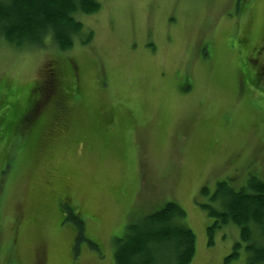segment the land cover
Masks as SVG:
<instances>
[{"label": "rangeland", "instance_id": "1", "mask_svg": "<svg viewBox=\"0 0 264 264\" xmlns=\"http://www.w3.org/2000/svg\"><path fill=\"white\" fill-rule=\"evenodd\" d=\"M99 1L69 50L0 36V264H116L128 225L167 202L190 264H247L237 225L209 246L201 205L264 181V80L243 78L264 62V0Z\"/></svg>", "mask_w": 264, "mask_h": 264}, {"label": "trees", "instance_id": "2", "mask_svg": "<svg viewBox=\"0 0 264 264\" xmlns=\"http://www.w3.org/2000/svg\"><path fill=\"white\" fill-rule=\"evenodd\" d=\"M100 9L99 0H0V36L20 49L40 48L50 38L59 50L66 51L84 30L77 17ZM86 35L84 42L92 38L91 31ZM247 75L243 76L245 80L253 78V74ZM50 78L53 86L58 85L56 74L52 73ZM55 90L61 96H52L59 111L64 99ZM202 194L207 196L208 189H203ZM211 202L212 205H201L209 217L216 219L207 228L209 246L214 245L217 229L237 225L245 242L247 264H264V181L250 176L239 190L230 185V180L221 181ZM185 217V211L178 204L167 202L142 220L130 223L125 236L116 244L115 263L190 264L196 254V236ZM241 247L237 243L229 257H238Z\"/></svg>", "mask_w": 264, "mask_h": 264}, {"label": "flooded vegetation", "instance_id": "3", "mask_svg": "<svg viewBox=\"0 0 264 264\" xmlns=\"http://www.w3.org/2000/svg\"><path fill=\"white\" fill-rule=\"evenodd\" d=\"M259 53V52H258ZM256 56H258L257 54H256ZM264 61V60H263ZM262 62H260V64H261ZM259 64V63H258ZM264 67V62H263V64H261L259 67H258V65H257V68H256V70H255V72L257 71V69H258V71L253 75V78H254V80L255 81H258V82H262L263 80H264V70L262 69ZM52 73H54L53 71L49 74V79H48V81H49V83L51 84V78H50V76H51V74ZM255 84L258 86L259 84L257 83V82H255ZM40 102V95H39V97H38V99L37 100H35V102H33L32 103V106H31V108L29 107L28 109H35L36 108V105L38 104ZM26 108H27V106H26ZM63 108V107H62ZM25 119V117H23L22 118V120L21 121H23ZM28 120V119H27ZM26 120V121H27Z\"/></svg>", "mask_w": 264, "mask_h": 264}]
</instances>
